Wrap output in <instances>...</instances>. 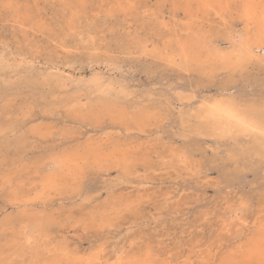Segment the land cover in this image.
I'll return each mask as SVG.
<instances>
[{
	"label": "rangeland",
	"instance_id": "1",
	"mask_svg": "<svg viewBox=\"0 0 264 264\" xmlns=\"http://www.w3.org/2000/svg\"><path fill=\"white\" fill-rule=\"evenodd\" d=\"M242 8L0 0V264H89L98 248L107 262L125 244L153 264H264L240 259L264 238V148L255 135L221 138L209 116L215 101L259 116L264 101V66L220 59L234 30L253 39ZM210 44L220 57L207 55ZM56 76L66 88L52 87ZM93 76L106 87L94 88ZM241 200L250 208L236 217Z\"/></svg>",
	"mask_w": 264,
	"mask_h": 264
},
{
	"label": "snow or ice",
	"instance_id": "2",
	"mask_svg": "<svg viewBox=\"0 0 264 264\" xmlns=\"http://www.w3.org/2000/svg\"><path fill=\"white\" fill-rule=\"evenodd\" d=\"M7 7V5H6ZM135 8L136 5H130ZM227 24V20H225ZM233 36L236 38L235 42L241 45L242 51L240 53L243 63H258L264 66V30L259 32L256 36V42H245L244 33L239 30H234ZM5 53L12 54V60L15 62L18 57L13 49L9 48L7 44L3 45ZM6 60V57H0ZM19 62L23 63L21 59ZM28 63L38 65L37 61L30 59ZM214 108L213 119H219L222 124V136L225 138L230 135H244L258 137L262 148H264V101H262L259 108V118L253 114V109L250 106H245L236 102H218L212 106ZM228 129H231L229 132ZM264 154V153H262ZM250 205L241 200L235 209V216L240 217L249 211ZM31 243V241H29ZM110 251L114 258H109L107 262L104 260L101 249H96L95 255L99 256L98 260H90L89 264H153L151 260L143 258V249H140V255H136L137 248H129L126 244L111 248ZM151 255V248L147 249ZM162 264H187L181 261L165 260Z\"/></svg>",
	"mask_w": 264,
	"mask_h": 264
},
{
	"label": "bare ground",
	"instance_id": "3",
	"mask_svg": "<svg viewBox=\"0 0 264 264\" xmlns=\"http://www.w3.org/2000/svg\"><path fill=\"white\" fill-rule=\"evenodd\" d=\"M196 1V0H195ZM243 1V8H242V17L244 18V20L246 21V22H248V23H250V24H253L254 25V28H255V33H254V35H253V39H251V42H256V36H257V34L259 33V32H261L262 30H264V1L263 0H242ZM4 3V2H3ZM8 3V2H7ZM5 9V8H4ZM8 11V10H7ZM192 17V16H191ZM14 18V17H13ZM193 22V21H192ZM233 22V21H232ZM232 24V23H231ZM81 37V36H80ZM234 37V36H233ZM233 37L232 36H230V40H233ZM248 40L249 39H246L245 38V42H248ZM7 43V42H6ZM5 44V43H4ZM186 44V43H185ZM193 45H194V42H192V44L190 43V45H188V46H182L181 48H180V55H181V57L183 58V59H187L189 56H192V54L194 53V49H193ZM241 51H242V48H241V45L239 44V43H236V42H233L232 43V45H231V49H230V52L229 53H227V54H225L224 56H222V57H220V53H221V51L215 46V45H212V44H210L209 45V47H208V49H207V55L208 56H212V57H220V59H229V58H231L232 57V55L234 56V57H237V58H239L240 60H242L241 59V55H240V53H241ZM5 56H6V54H5ZM3 57V56H2ZM20 57V56H19ZM231 60H233V59H231ZM4 63L5 62H3V60H0V65L1 66H3L4 65ZM65 63V62H64ZM97 63H99V62H97ZM226 63H228V62H226ZM47 64V63H46ZM94 64V63H93ZM7 65V64H6ZM8 65H9V63H8ZM14 66V65H13ZM49 66V65H48ZM6 67V66H5ZM8 67V66H7ZM11 67V66H10ZM16 67V66H15ZM24 68V67H23ZM64 68V67H63ZM3 69V68H2ZM31 71V70H30ZM53 71V70H52ZM65 71V70H64ZM210 71V70H209ZM6 72V71H5ZM32 72V71H31ZM34 72V71H33ZM49 74H51V72H49ZM52 75H54V74H52ZM56 75H57V73H56ZM43 76V75H42ZM48 77V76H47ZM94 77V76H93ZM44 78V77H43ZM92 78V77H91ZM31 79V78H30ZM47 79V78H46ZM45 79V80H46ZM50 79H52V78H50ZM49 79V80H50ZM54 80H53V83L52 84H54L52 87H58V88H64L65 87V80L63 79V78H61V76H56L55 78H53ZM44 80V81H45ZM98 78H96V77H94V78H92L91 80H90V83L92 84V86L94 87V88H98L99 86H101L100 84H99V82H98ZM32 82V81H31ZM40 82V81H39ZM71 83V82H70ZM105 84L106 83H104L103 82V85H104V87H106L105 86ZM102 85V86H103ZM102 86H101V88H102ZM67 87V86H66ZM65 87V88H66ZM104 89L105 88H103V91H104ZM106 89H110V88H108V86H107V88ZM105 89V90H106ZM111 90V89H110ZM74 91H75V89H74ZM74 91H72V92H74ZM78 92H80L79 90H77ZM77 91L75 92L76 94H77ZM102 91V90H101ZM71 92V93H72ZM81 93V92H80ZM75 95V94H74ZM49 96V95H48ZM47 96V97H48ZM67 96V95H66ZM71 96V95H70ZM72 96H73V94H72ZM65 97V96H64ZM57 99V98H56ZM4 100V99H3ZM45 100V99H44ZM74 100L76 101V99H71V100H64V102L65 101H67V102H71V104H72V101L74 102ZM62 101V100H61ZM63 102V101H62ZM91 102V101H90ZM218 102H223V101H215V102H213L211 105H210V111H209V116L211 117V121H210V125H211V127H213L214 129H219V127L221 128L222 127V124H221V121L219 120V119H213V113H214V108L212 107L213 105H215V104H217ZM5 103V102H4ZM93 103V102H92ZM76 104H79V102L78 103H76ZM63 105H64V103H63ZM92 105V104H91ZM97 105V104H96ZM64 106H66V105H64ZM83 106H85V105H83ZM104 106V105H103ZM67 107H68V104H67ZM87 107V106H86ZM95 107V106H94ZM107 107V106H106ZM89 108V107H88ZM103 107H101V109H102ZM117 108V107H116ZM61 109H62V107H61ZM70 109H72V108H70ZM82 108H80V110H81ZM85 109H87V108H85ZM108 109V108H107ZM65 110V109H64ZM73 110H75L76 111V108L75 107H73ZM72 110V111H73ZM80 110H78V111H80ZM90 110H91V108H90ZM103 110H106V108H105V106H104V109ZM120 110V109H119ZM75 111L73 112L74 114H75ZM83 110H81L80 112H82ZM86 111H88V109L86 110ZM110 111V110H109ZM84 112V111H83ZM103 112V111H102ZM107 112V111H106ZM65 113V112H64ZM79 113V112H78ZM66 114V113H65ZM80 114V113H79ZM257 118H259V116H258V113H253ZM94 115V114H93ZM102 115V114H101ZM103 115H104V112H103ZM106 115V114H105ZM53 116V115H52ZM207 117V116H206ZM116 118V117H115ZM94 119V118H93ZM106 119V118H105ZM112 119V118H111ZM140 119V118H139ZM77 122V121H76ZM95 122V121H94ZM18 124V123H17ZM28 128V127H27ZM43 129H45V128H43ZM40 130V129H39ZM71 130V129H70ZM125 130H128V129H126L125 128ZM1 131V130H0ZM68 131V130H67ZM74 131V130H73ZM72 131V132H73ZM228 131L230 132L231 131V129H228ZM64 133V132H63ZM36 134H38V133H36ZM39 134H40V132H39ZM48 134H49V132H48ZM65 134V133H64ZM63 134V135H64ZM67 134V133H66ZM12 135V134H11ZM50 135V134H49ZM39 138V137H38ZM60 138V137H59ZM63 138V137H62ZM110 141H112V140H110ZM107 144V143H106ZM120 144V143H119ZM82 146V145H81ZM88 146V145H87ZM90 146V148L87 150V153L88 154H91L92 156H94V157H96L97 156V150L96 149H94V148H92L91 147V145H89ZM94 147H95V145H93ZM98 146H100V145H98ZM116 146V145H115ZM96 147H97V145H96ZM95 147V148H96ZM69 148V147H68ZM114 148V147H113ZM81 150H82V148H81ZM84 150V149H83ZM86 150V149H85ZM77 151V150H76ZM104 151V150H103ZM78 152V151H77ZM102 152V151H101ZM60 153V152H59ZM76 153V152H75ZM79 153V152H78ZM104 153H106V152H104ZM104 153H103V155H104ZM53 154V153H52ZM57 155V154H56ZM59 155V154H58ZM108 155V154H107ZM71 156V155H70ZM62 157V156H61ZM58 158V157H57ZM54 159L52 162H51V166H52V171L51 172H54V171H58L60 168H62L63 166H64V161H65V158H64V155H63V157L62 158H64V159H62V160H58V159ZM115 158V157H114ZM103 159H105V158H103ZM52 160V159H51ZM63 161V162H62ZM45 162V161H44ZM43 162V163H44ZM68 162V161H67ZM96 162V161H95ZM118 162H120V161H118ZM42 163V162H41ZM66 163V162H65ZM49 164V163H48ZM50 165H48V166H50ZM65 165H67V163L65 164ZM71 165V164H70ZM46 166V165H45ZM68 166V165H67ZM66 166V167H67ZM124 166V165H123ZM45 168V167H44ZM70 168V166H68V168L67 169H69ZM72 168V167H71ZM51 169V168H50ZM50 169H49V171H50ZM63 169V168H62ZM115 169V168H114ZM75 170V169H74ZM73 170V171H74ZM65 171V170H64ZM45 172V171H44ZM57 173V172H56ZM37 174V173H36ZM54 174V173H53ZM58 174V173H57ZM63 174H65V173H63ZM72 174V173H71ZM53 184V183H52ZM54 185V184H53ZM64 185V184H63ZM145 186V185H144ZM45 187V186H44ZM48 186L46 185V188H47ZM64 187V186H63ZM62 187V188H63ZM38 188V187H37ZM49 188H52L51 186L49 187ZM54 188V187H53ZM52 188V189H53ZM41 189V188H40ZM60 189V188H59ZM36 192V191H35ZM29 193V192H28ZM38 193V192H37ZM36 193V194H37ZM40 193H42V192H40ZM39 193V194H40ZM32 197V196H31ZM35 198V197H34ZM27 199V198H26ZM41 199V198H40ZM6 200V199H5ZM35 201V200H34ZM9 203V202H8ZM131 203V202H130ZM132 204V203H131ZM127 205V204H126ZM21 214V213H20ZM34 216V215H33ZM25 231V230H24ZM111 232V231H110ZM260 237V236H259ZM249 242V241H248ZM248 248H245L246 249V251L244 252V253H242L241 254V256H240V259H241V261H245V262H247V261H251V260H253V259H260V258H262V257H264V238H256V239H251V241L249 242V244H248V246H247ZM60 258V257H59ZM57 260V259H56ZM235 260H232V261H230V262H228V261H225V264H236L235 262H234ZM234 262V263H233ZM261 263V262H260ZM245 264H247V263H245Z\"/></svg>",
	"mask_w": 264,
	"mask_h": 264
}]
</instances>
